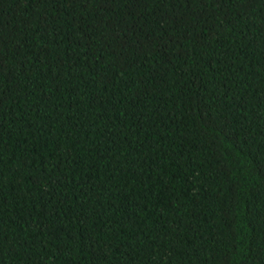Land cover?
Wrapping results in <instances>:
<instances>
[{"label":"trees","instance_id":"obj_1","mask_svg":"<svg viewBox=\"0 0 264 264\" xmlns=\"http://www.w3.org/2000/svg\"><path fill=\"white\" fill-rule=\"evenodd\" d=\"M0 264H264V0H0Z\"/></svg>","mask_w":264,"mask_h":264}]
</instances>
